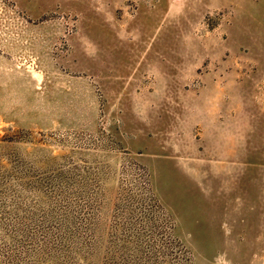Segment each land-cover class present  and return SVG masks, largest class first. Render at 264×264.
<instances>
[{"label":"rangeland","instance_id":"rangeland-1","mask_svg":"<svg viewBox=\"0 0 264 264\" xmlns=\"http://www.w3.org/2000/svg\"><path fill=\"white\" fill-rule=\"evenodd\" d=\"M262 162L264 0H0V264H264Z\"/></svg>","mask_w":264,"mask_h":264},{"label":"crops","instance_id":"crops-1","mask_svg":"<svg viewBox=\"0 0 264 264\" xmlns=\"http://www.w3.org/2000/svg\"><path fill=\"white\" fill-rule=\"evenodd\" d=\"M247 143V140L245 141ZM247 149V145H246ZM250 160L249 156H245L242 158H236V157H229V164L232 165H239V173L233 172L232 166L229 168V190H228V196H229V204L232 206V204L235 205H240L242 202H246V195H243L241 193V189L238 188L239 186L242 185V183H245L248 177V166H249ZM264 162H262L263 164ZM237 169V168H235ZM239 177V178H238ZM238 183V184H237Z\"/></svg>","mask_w":264,"mask_h":264}]
</instances>
